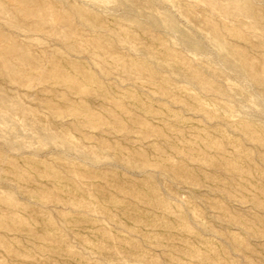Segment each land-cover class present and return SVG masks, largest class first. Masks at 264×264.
<instances>
[{"label":"rangeland","instance_id":"374dc122","mask_svg":"<svg viewBox=\"0 0 264 264\" xmlns=\"http://www.w3.org/2000/svg\"><path fill=\"white\" fill-rule=\"evenodd\" d=\"M0 264H264V0H0Z\"/></svg>","mask_w":264,"mask_h":264}]
</instances>
